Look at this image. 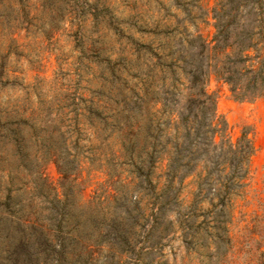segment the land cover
Returning <instances> with one entry per match:
<instances>
[{
  "label": "rangeland",
  "instance_id": "1",
  "mask_svg": "<svg viewBox=\"0 0 264 264\" xmlns=\"http://www.w3.org/2000/svg\"><path fill=\"white\" fill-rule=\"evenodd\" d=\"M261 88L264 0H0V264H264Z\"/></svg>",
  "mask_w": 264,
  "mask_h": 264
},
{
  "label": "trees",
  "instance_id": "2",
  "mask_svg": "<svg viewBox=\"0 0 264 264\" xmlns=\"http://www.w3.org/2000/svg\"><path fill=\"white\" fill-rule=\"evenodd\" d=\"M214 41H216V44L213 46V50H217L218 48H220V50H224V52H225V50L227 49L226 47H228L227 45H226V47H224V44L223 43H225V42H222L221 43V41H219L218 40V37H216L215 38V40ZM244 42H246V41H244ZM204 46H205V44H204ZM251 48H252V45L250 44V43H243V42H240L239 44H238V46H237V51H238V56H237V59H239V63L241 62V63H248V61L250 60V56H249V54H248V52L251 50ZM209 50V49H208ZM235 64H237V62L236 63H233V65H235ZM247 69V71H250V72H252V74H253V76H255L254 74H255V72L252 70V69H249L248 68V66H243V67H236L235 68V70L232 68V70H230V71H228L229 73H230V75L232 74V76H230V77H228V76H226L225 78H224V82L225 83H227L229 86H230V91H231V93H232V95H233V97L235 98L236 96H239V92H238V90H239V85H241L240 84V81H238L237 79H236V77H234V75L235 74H237V75H239V76H241L242 77V74L240 73V71H243L244 69ZM214 73L221 79V77L223 76V72H220V71H216V70H214ZM259 74V73H258ZM236 76V75H235ZM239 76H238V79H239ZM201 77V74H198V75H196L194 78L196 79V80H194V84H195V82L198 80V78H200ZM240 80V79H239ZM257 84V79H256V77L250 82V85H256ZM198 85H199V80H198ZM200 91L202 92V94L204 95V96H206V97H208V99H210L211 101H212V103L214 104V102L216 101V99H215V97H212V95H209L208 93H207V91H206V85H205V80H203L202 82H201V86H200ZM264 95V89H262L261 88V90H260V92L257 94V96L258 97H261V96H263ZM256 96V97H257ZM212 99H211V98ZM210 127H211V129H213L215 132H214V137L211 139L212 140V144H215V136H216V134H217V132H219V130H218V127H217V125H216V127L214 128V126H212V122H210ZM224 126H226V123H224ZM133 134L134 135H136V133L135 132H133ZM129 137V136H128ZM243 138L247 141V144H248V146L250 147V152H249V154L247 155V158H249V157H251L252 156V154H253V151H254V148H253V146H252V143H251V141L247 138V136L246 135H243ZM130 139H132L131 137H130ZM230 145L231 146H233V144H231L230 143ZM28 244H22L21 245V247H25V248H28ZM48 247V246H47ZM33 250V249H32ZM35 250V249H34ZM30 258H32L31 256H30Z\"/></svg>",
  "mask_w": 264,
  "mask_h": 264
}]
</instances>
